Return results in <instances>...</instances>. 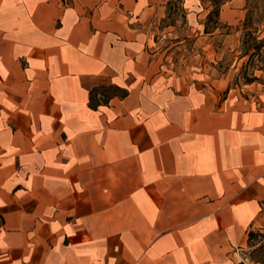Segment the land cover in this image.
<instances>
[{
  "label": "crops",
  "instance_id": "crops-1",
  "mask_svg": "<svg viewBox=\"0 0 264 264\" xmlns=\"http://www.w3.org/2000/svg\"><path fill=\"white\" fill-rule=\"evenodd\" d=\"M173 1L0 0V264H253L264 96L205 71V2L159 27Z\"/></svg>",
  "mask_w": 264,
  "mask_h": 264
},
{
  "label": "rangeland",
  "instance_id": "rangeland-1",
  "mask_svg": "<svg viewBox=\"0 0 264 264\" xmlns=\"http://www.w3.org/2000/svg\"><path fill=\"white\" fill-rule=\"evenodd\" d=\"M207 5L210 0H203ZM222 1V0H217ZM231 7L242 10V18L231 24L208 18L204 35L205 71L210 77L222 78L229 87L251 88L264 96V0H229ZM179 0H174L167 10L168 16L160 20L161 28L174 22L184 27V14ZM185 47L178 49L174 58L181 53L183 58L197 55L193 50V37L184 38ZM178 40V39H177ZM202 54V52H200ZM255 227V236L247 245L249 259L264 264V207ZM262 246V247H261Z\"/></svg>",
  "mask_w": 264,
  "mask_h": 264
},
{
  "label": "trees",
  "instance_id": "trees-1",
  "mask_svg": "<svg viewBox=\"0 0 264 264\" xmlns=\"http://www.w3.org/2000/svg\"><path fill=\"white\" fill-rule=\"evenodd\" d=\"M203 1V0H201ZM227 0H222V1H217V0H210L208 3V6H211V9L207 15L208 18H211V17H215L218 21V18H219V11H220V7L222 4H224ZM204 2V1H203ZM205 30H206V27H205ZM91 104H93L92 102V97H91ZM255 236V230L252 229L248 232V242H247V245H249V243L252 241V239L254 238ZM262 247V246H261ZM246 257L248 259V261L250 263H253V264H259V261L260 260H257V261H254L253 259H249V257L247 256L246 254Z\"/></svg>",
  "mask_w": 264,
  "mask_h": 264
}]
</instances>
